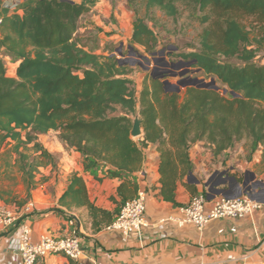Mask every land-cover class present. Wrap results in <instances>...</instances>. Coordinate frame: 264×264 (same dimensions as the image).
Returning <instances> with one entry per match:
<instances>
[{
  "label": "trees",
  "instance_id": "1",
  "mask_svg": "<svg viewBox=\"0 0 264 264\" xmlns=\"http://www.w3.org/2000/svg\"><path fill=\"white\" fill-rule=\"evenodd\" d=\"M97 2L34 0L2 17L0 150L5 160L12 159L31 179L39 166L55 165V156L39 141L55 131L65 148L81 154L85 171L97 179L122 180L117 193L123 200L138 188L129 176L141 169L143 149L150 143L159 153V193L166 199H173L177 181L192 173L189 148L196 142L218 154L245 140L251 151L261 150L264 162V62L256 60L261 42L251 35L264 33V0H138L132 41L150 55L157 51L158 40L146 14L157 9L174 17L179 2L194 3L200 12L196 19L205 24L200 48L180 53L178 63L190 64L183 66L188 70L179 80L203 82L205 78L194 76L202 71L210 81L219 80L225 92L218 85L219 90L187 85L183 93L165 79L168 73L152 77L150 69L137 89L130 71L114 55L79 44V19ZM142 9L144 15L139 14ZM231 58L241 64L231 63ZM6 60L17 63L11 75ZM135 117L141 119L139 142L130 133ZM99 169L102 177L97 176ZM57 203L68 211L85 210L93 230L110 224L117 213L89 200L77 172L70 174Z\"/></svg>",
  "mask_w": 264,
  "mask_h": 264
},
{
  "label": "crops",
  "instance_id": "2",
  "mask_svg": "<svg viewBox=\"0 0 264 264\" xmlns=\"http://www.w3.org/2000/svg\"><path fill=\"white\" fill-rule=\"evenodd\" d=\"M31 1L34 0H0V17L19 11ZM11 64L15 68L17 63ZM39 139L49 153L57 156L58 162L53 166H39L31 179L14 165L12 159L5 160L4 150H0V201L19 213L14 225L0 228V264H21L20 254L10 247V243L21 237L23 225L30 228L32 240H37L41 234L60 237L76 229L84 264H230L240 260L247 264H264V187L256 188L262 207L243 218L216 219L201 230L191 224L177 226L172 222H159L162 217L177 215L178 208L194 195L193 190L204 193L207 205H210L214 199L222 197L216 189H225L227 194L235 195L244 182L245 188L256 180L264 185L261 150L251 151L247 141L236 142L218 154L202 141L192 145L189 157L197 182H189L188 177L178 180L173 199H166L159 193V153L154 144H148L143 149L141 169L129 176L138 188L148 193L146 224L140 230L124 235L119 230L106 229V226L93 230L85 210L68 211L57 201L73 172L82 176L89 200L99 208L118 213L123 202L136 192L123 200L117 193L122 180L110 176L97 179L85 171L81 154L73 148H65L56 132L49 131ZM140 139L141 136L135 137L136 142ZM97 176L102 177L103 170L99 169ZM29 202L33 204L32 210L25 213L22 208ZM67 216L74 218V225L68 224ZM69 263L62 254H49L35 262Z\"/></svg>",
  "mask_w": 264,
  "mask_h": 264
},
{
  "label": "rangeland",
  "instance_id": "3",
  "mask_svg": "<svg viewBox=\"0 0 264 264\" xmlns=\"http://www.w3.org/2000/svg\"><path fill=\"white\" fill-rule=\"evenodd\" d=\"M137 2L138 0H133L132 4L127 0H98L95 7L79 19V29L76 33L79 44L97 54L114 55L119 63L130 71L129 77L134 80L137 89L141 88L145 75L149 73L144 67L149 66V69L154 67L155 74L168 73V77L165 79L172 85H178L179 91L183 93L185 87L177 84V81L185 67L181 65L173 67L171 64L178 63L180 53L197 51L200 48L199 33L205 24H201L196 19L200 15L197 6L194 3L179 2L177 3L178 13L174 17L166 16L157 9H152L146 14V22L158 40L156 50L159 51L168 45L177 47V50L171 55L165 53L160 56L168 63V65H161L159 64L160 61L153 63L152 56L132 41V31L136 18L134 5ZM139 14L144 15L143 9ZM245 23L249 28L250 20H245ZM251 35L257 36L261 42L260 49L256 53V60L257 62H264V33L252 31ZM137 52L147 56L150 59V65L144 59L138 58ZM229 61L234 64H241V61L236 58H231ZM5 65L8 75L13 74L14 65L11 64V61L6 60ZM194 76L199 79L205 78L203 80L205 83L210 82L211 79L202 71L197 72ZM215 84L220 89L224 87L216 78ZM173 88L174 86H171L167 89ZM219 92L223 93L221 90ZM54 132L51 131V133ZM39 141L43 143L42 140ZM54 160L58 162L57 156L54 157Z\"/></svg>",
  "mask_w": 264,
  "mask_h": 264
},
{
  "label": "built area",
  "instance_id": "4",
  "mask_svg": "<svg viewBox=\"0 0 264 264\" xmlns=\"http://www.w3.org/2000/svg\"><path fill=\"white\" fill-rule=\"evenodd\" d=\"M2 18L0 17V23ZM148 193L138 188L133 197L126 199L121 205L115 218L106 229H116L124 235L140 230L145 222V211ZM204 193H196L190 201L179 207L177 215H168L159 219V222H172L177 226L191 224L198 230L203 229L209 222L222 218H243L262 207V203L251 199L248 195L235 198L219 197L210 205ZM32 203H27L23 212H31ZM18 211L0 201V228H7L15 224ZM69 225H74V219H68ZM10 247L17 251L22 259L21 264H35L36 260L49 254H62L69 259V264H84L82 262L83 249L76 229L57 237L50 234H41L37 240H32L30 228L22 226L21 237L14 239ZM230 264H247L245 261H235Z\"/></svg>",
  "mask_w": 264,
  "mask_h": 264
},
{
  "label": "water",
  "instance_id": "5",
  "mask_svg": "<svg viewBox=\"0 0 264 264\" xmlns=\"http://www.w3.org/2000/svg\"><path fill=\"white\" fill-rule=\"evenodd\" d=\"M177 47L174 46V45H168L166 48H162L161 50L159 51H156V52H153L151 54L152 58L151 60L153 61V63H158V57L159 55H163L165 53H168V52H172L174 50H176ZM137 57L138 58H142L146 61V63L148 65H150V59L145 56V55H142L140 53L137 52ZM190 62L189 61H185L183 63V65L181 66H189ZM179 65V63H172L171 66L173 67H177ZM145 70H149V66H146L144 67ZM154 67H152V69H150V72H151V75L152 77H156V76H164L165 73L163 74H160V75H157L155 74L154 72ZM187 68H185L181 73L180 75H183L187 72ZM174 75V74H173ZM178 84L182 87L184 86H187V85H193V86H196V87H200V88H214L216 90H219V87L215 84L214 80L212 79L210 82L208 83H205V82H197L195 79H190V80H187V79H181L178 81ZM175 90L178 91L179 90V87L178 85L175 86ZM223 92H225V89H222ZM131 136L132 137H139L141 134H142V129H141V119L139 117H135L134 120H133V125H132V128H131ZM251 178L253 179L254 178V174L251 173ZM188 180L189 182H197V179L194 178V176L192 175V173L189 174L188 176ZM245 182L242 183L241 185V189H240V192L238 194H227V190L225 189H216L215 192H217V194H221L224 198H235V197H238L242 194H245V195H248L251 199H254L258 202H261L262 199L259 197V194H258V191L256 190V188H262L264 187V185H262V183H260V181L256 180L254 181V183L250 186V187H247L245 188ZM211 188L208 189V191H210ZM250 191V192H249Z\"/></svg>",
  "mask_w": 264,
  "mask_h": 264
},
{
  "label": "flooded vegetation",
  "instance_id": "6",
  "mask_svg": "<svg viewBox=\"0 0 264 264\" xmlns=\"http://www.w3.org/2000/svg\"><path fill=\"white\" fill-rule=\"evenodd\" d=\"M160 56L161 55H159V57H158V62L160 61L159 64L168 65V63L166 61H164L163 58H161ZM179 65H182L181 61H179Z\"/></svg>",
  "mask_w": 264,
  "mask_h": 264
}]
</instances>
